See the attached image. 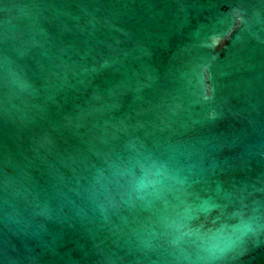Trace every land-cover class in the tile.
<instances>
[{
	"label": "water",
	"instance_id": "95a60500",
	"mask_svg": "<svg viewBox=\"0 0 264 264\" xmlns=\"http://www.w3.org/2000/svg\"><path fill=\"white\" fill-rule=\"evenodd\" d=\"M0 264H264V0H0Z\"/></svg>",
	"mask_w": 264,
	"mask_h": 264
}]
</instances>
